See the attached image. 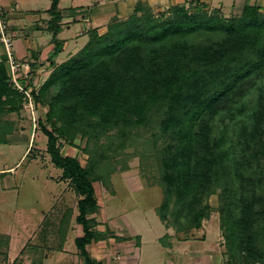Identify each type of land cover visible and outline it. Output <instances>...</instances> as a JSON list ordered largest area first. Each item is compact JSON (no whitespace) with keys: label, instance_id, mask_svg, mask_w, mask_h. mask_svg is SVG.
Wrapping results in <instances>:
<instances>
[{"label":"trees","instance_id":"1","mask_svg":"<svg viewBox=\"0 0 264 264\" xmlns=\"http://www.w3.org/2000/svg\"><path fill=\"white\" fill-rule=\"evenodd\" d=\"M58 3L50 0L46 10L53 69L35 99L49 100L47 118L55 128L40 122L46 152L78 197L76 222L83 235L75 244L81 264H97L86 251L98 236L93 182L114 193L110 176L128 168V158L121 165L115 160L130 144L143 177L144 169L154 166L147 161L154 159L157 174L145 179L161 188L155 211L167 228L177 233L199 228L208 217L207 198L217 193L226 263L264 264V9L244 4L239 15L224 18L189 11L182 3L170 5L168 17H155L138 1L128 15L112 17L102 33L89 28L88 41L55 64L63 45L56 38L63 18ZM6 63L1 54L0 114L19 111L26 96L9 81ZM52 87L58 88L47 99ZM252 89L256 99L247 110L245 97ZM56 115L61 128L54 124ZM79 133L109 142L97 140L85 149V166L62 155L57 144L58 137L70 141ZM0 136V143H8ZM65 214L57 230L60 245L71 208ZM0 237L5 262L9 236ZM25 256L29 264H41L43 254L26 243L13 264L24 263Z\"/></svg>","mask_w":264,"mask_h":264},{"label":"rangeland","instance_id":"2","mask_svg":"<svg viewBox=\"0 0 264 264\" xmlns=\"http://www.w3.org/2000/svg\"><path fill=\"white\" fill-rule=\"evenodd\" d=\"M184 3L189 11H194L198 8L199 11H205L207 14H215L224 18L239 15L244 4H257L262 10L264 9V0H224L222 2L211 1L210 3H205L200 0H186ZM36 6L42 7L38 2ZM169 6L170 4L167 1H163L162 3L154 2L150 5L155 17H158L160 14L164 15L163 17H168ZM61 8H63V12L65 11L66 13V15L63 16H68L71 22L62 25L61 30L56 36L58 39H65L68 41V46L65 48H62L63 46L61 47L59 54L54 57L55 64L64 61L70 54L76 53L88 41V34L87 36H80L81 38L74 37V33L80 29V25L79 22L73 21V19H76L79 14H83L85 9L79 11L76 8H71L70 0H62ZM41 17L43 19H49V15L45 12L42 13ZM39 18V16H31V18L28 19V23L33 24L38 21ZM101 20H103L100 23L102 25L105 19ZM41 22L40 20L39 23ZM27 27H30V25ZM35 30L36 29H34L35 36H42V40L38 38L40 45L47 44L49 41L52 43V35L50 32L45 31V33L41 32V34H39V32ZM99 30V33H102L105 27L99 28ZM10 35L13 36L11 33ZM4 53L3 44L0 43V55ZM50 53H47L48 56ZM23 61L28 60L25 59ZM37 64L38 60H30L29 69L23 68V72L27 71V79L22 80V86L25 87V91H30L31 93L27 96L24 95L19 111L0 114V135H5V138L8 140V143H0V232L10 234L11 236L9 260L17 256L19 249L28 239L32 243L37 242V231L43 230L44 233L51 231V229L46 228L45 223L42 222L44 214L49 213L48 218L57 219L63 214L62 212L67 207H74V209L77 210V204H75L77 196L75 192L68 186L66 181L60 180L59 176L61 175V170L50 162L49 155L46 152V136L41 131V123L49 130H54L53 128H55L54 125L50 124L47 118L49 100L35 99L37 91L52 71L53 65L49 62L47 64L44 63L43 67L41 65V68H36L35 66ZM6 67L9 81L13 82L8 63H6ZM57 88L58 87L50 88L46 98L49 99L51 92H55L53 90H57ZM255 99L256 91L252 89L245 97V102H247L248 106L246 108L247 110L252 107ZM57 118L58 115L53 118L56 119L54 124L57 128H61V122ZM215 123L218 127L222 126V123H219L218 117ZM110 132L111 131L108 133L110 134ZM55 134L58 135L57 132H55ZM97 140L99 145L105 142V144L109 143L106 140V136H101L96 140H87L86 135L81 136L79 133L70 141L63 137H58L57 144L62 155L76 157L81 165L85 166L88 158L85 149L88 147L92 149L94 147L93 145L96 144L94 141ZM138 140L139 138H136V142ZM118 157L119 158L115 160L118 165H121V159L128 158L126 163L128 168L126 170L117 169V171L110 176L115 194L112 195L108 191H104L99 182L95 180L93 182L98 198L99 200L101 199L102 202V210H99L98 218L100 219L101 213L103 215V210H105L107 217L105 225L108 227H115L118 230H123L124 224H130L133 229H139L145 239L146 246L150 244L153 235L160 234L161 232V235H163L168 232L167 227L162 224L160 217L154 211L155 208L161 204L163 198L161 188L159 185L148 186L146 184L147 177L152 178L153 175L157 174L156 164L153 158L149 159L147 161L149 165L154 166L145 168L144 171L147 177H143L141 174L142 170L139 166L140 157L136 154L133 145L130 144V147L122 151ZM118 167L119 166H117V168ZM220 191L221 188H218L217 192ZM219 201L220 199L217 193L211 194L207 198L206 203L209 205L208 217L202 220L199 228H194L192 230L195 238H192L190 243L177 240L178 236L186 237L188 234L184 232L177 233L175 228L169 225L170 234H174L171 238L173 246L171 252L175 253L181 249L180 252L183 255V250L191 248L196 253L194 255L188 253L185 256H181L182 262L208 264L210 260L208 251L212 249L219 250V246H221L220 251L226 260L224 254L226 248L223 243L224 233L221 229L220 214L218 211ZM58 212L60 214H58ZM57 223H59V221ZM74 229H77V226ZM127 230L128 229H126V231ZM55 231L56 235L59 236L56 228ZM201 235L205 236L204 240L198 239ZM75 237L76 232L71 229L65 243L66 249L75 250ZM162 240L165 242L166 240H170V238L163 236ZM2 245L3 244H0V248ZM161 247H159L160 250ZM48 254H51L49 255L51 258L49 257L50 260L47 261V264H51L52 260H55L57 256H62V254L54 252H48ZM69 260V258L63 260L64 264H75L72 263L73 260L69 263ZM2 262L3 260L0 256V263ZM213 264L224 263L216 256Z\"/></svg>","mask_w":264,"mask_h":264},{"label":"crops","instance_id":"3","mask_svg":"<svg viewBox=\"0 0 264 264\" xmlns=\"http://www.w3.org/2000/svg\"><path fill=\"white\" fill-rule=\"evenodd\" d=\"M61 1L59 0L58 7L63 12V8H61ZM140 1L145 5H151L155 3H162L163 1H167L170 5L184 3L186 0H70L71 8H76L79 11L85 9L83 14H79L76 19L73 21L79 22L80 29L74 33V37H83L87 36L86 31L89 28L99 27L100 29L106 26V23L114 16L123 17L128 15L136 5V3ZM205 3H210L211 1H224V0H200ZM232 1V0H226ZM255 1V0H253ZM39 3L42 7H37L36 4ZM0 5L6 10L5 21L7 22V26L9 27V32L13 34V53L16 60L23 61L25 59L31 61L38 60V64L35 66L36 68H41L44 66V63L48 62V54L51 52L53 44L49 41V43L40 45L38 38L42 40V36H35L34 29L39 34L45 33L46 30V21L47 19H43L42 13L46 12V10L50 6V0H0ZM75 6V7H74ZM85 6V7H84ZM11 7H15L13 12H8ZM66 15L65 11L62 13V16ZM31 16H39L40 18L35 23H28V19ZM101 19H105L104 23L101 25L100 23L103 21ZM42 21L39 23V21ZM68 16H63L61 24L66 25L70 23ZM30 27H27L29 26ZM61 25V28H62ZM33 28V29H32ZM98 28V29H99ZM100 31V30H99ZM48 32V31H47ZM85 34V35H84ZM37 37V38H36ZM80 37V38H81ZM63 40V47L68 46V41ZM94 185V184H93ZM69 186V184H68ZM113 186V184H112ZM70 187V186H69ZM71 188V187H70ZM72 189V188H71ZM96 201H97V211L92 214L96 219V225L94 229L97 231L98 236L93 238L87 245L86 251L88 252L91 259L97 264H196V262L184 263L182 262V257L186 254H196L193 249H185L183 250V255L180 250L173 253L171 250L173 249L171 238L174 234H170V229L167 228L168 232L161 235L156 234L153 235L150 240V244L145 246V239L141 234L139 229H133L130 224H124V231L118 230L117 228H110L105 225L107 220L106 212L103 210V215L101 213L100 219L98 218L99 210L101 209V199L99 200L98 194L96 193ZM114 189V187H113ZM105 191V190H104ZM111 194V193H110ZM115 194V189L114 193ZM78 200V197H77ZM77 204V201L76 203ZM71 208V214L69 217L68 228L66 231L65 239L63 243L60 245V237L56 235V230H58V226L61 220L64 219L65 213ZM102 210V209H101ZM155 211V210H154ZM50 212V211H49ZM61 212V211H60ZM52 213V212H50ZM57 219L48 218L49 213L44 214L42 222L45 223V227L51 229V231L44 233L43 230L37 231L38 237L37 242L32 243L29 239L23 243L22 247L19 249L17 256L13 257L12 260H9V248L11 244V236L7 233H1L9 236V244L7 249V259L6 261L0 264H13L15 258H17L20 254L21 249L24 247L26 243H30L36 245V252L40 255L43 254L41 258V264H47L49 259L48 252L50 253H58L62 254L61 257H56V261L53 259L51 264H64L63 260L69 258L70 262L75 264H81L84 261L83 256H80L79 250L75 244V250L66 249L65 243L67 241L68 233L72 229L76 232V237H80L83 235L82 227L80 224L76 222V215L78 214V209H74V207H67ZM156 213V211H155ZM58 214H60L58 212ZM157 214V213H156ZM57 220V221H55ZM55 221V222H54ZM59 221V223H57ZM161 221V220H160ZM75 223V224H74ZM162 224H164L162 222ZM77 229H74L76 228ZM126 229H128L126 231ZM191 229L185 237L178 236L179 241L184 243H190L192 238H195L194 233ZM36 233V232H35ZM35 235V234H34ZM163 236H167L170 240H166L165 242L162 240ZM74 238V242H75ZM198 238V237H197ZM57 239V240H56ZM198 239L204 240L205 236L199 237ZM143 240V242H142ZM167 242V243H166ZM220 244V243H219ZM162 247H161V246ZM161 247V250L160 248ZM219 250H210L209 256L210 260L208 264H213L215 257L221 259V262L226 263L225 258L223 257L222 252ZM163 248V249H162ZM165 249V250H164ZM39 256V255H38ZM24 263L21 264H29L30 258L25 256ZM51 258V257H50ZM66 264V263H65Z\"/></svg>","mask_w":264,"mask_h":264},{"label":"built area","instance_id":"4","mask_svg":"<svg viewBox=\"0 0 264 264\" xmlns=\"http://www.w3.org/2000/svg\"><path fill=\"white\" fill-rule=\"evenodd\" d=\"M15 7H11L8 12H13ZM6 10L0 5V43L3 44L5 54L7 55V63L11 76L13 78V83L19 89L25 92L26 96L29 95L30 91H25V87L22 86V80L27 79V71L23 72V68L29 69V62L22 61L16 62L13 53V39L9 33L7 22L5 21ZM23 75V76H21ZM21 82V83H20Z\"/></svg>","mask_w":264,"mask_h":264}]
</instances>
